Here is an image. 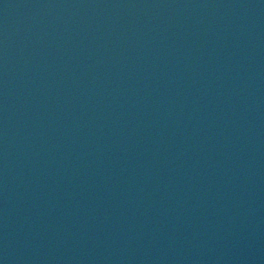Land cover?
I'll return each instance as SVG.
<instances>
[{
	"label": "water",
	"instance_id": "water-1",
	"mask_svg": "<svg viewBox=\"0 0 264 264\" xmlns=\"http://www.w3.org/2000/svg\"><path fill=\"white\" fill-rule=\"evenodd\" d=\"M0 264H264V0H0Z\"/></svg>",
	"mask_w": 264,
	"mask_h": 264
}]
</instances>
